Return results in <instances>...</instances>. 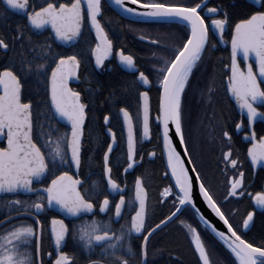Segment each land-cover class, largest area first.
<instances>
[{
  "label": "snow or ice",
  "instance_id": "obj_1",
  "mask_svg": "<svg viewBox=\"0 0 264 264\" xmlns=\"http://www.w3.org/2000/svg\"><path fill=\"white\" fill-rule=\"evenodd\" d=\"M112 2L122 9L123 13L130 14L129 18H153L151 21H143L144 23L172 22L186 26L167 54H159L160 62L151 70L139 68L132 53L123 48L116 50L119 62L128 69L138 72L136 80L141 83V90L138 92L140 105L137 115L141 119L145 137L151 135L150 95L147 86L152 84L150 77L152 72H155V80L161 89L160 109L156 120L162 124V151L167 157L166 167L171 170L170 178L174 180V183L162 189L161 198L164 203H167L169 199L173 202L167 214L165 215L162 211L163 218L149 227L147 225L148 189L143 177L137 175L134 181L135 202L126 200L124 195H120L119 200L115 202L116 217L124 215L125 205L129 204L130 218L126 217L120 228L113 231L110 220L99 221L93 217L91 221L82 222L79 226V239L88 248H91L94 242L103 243L105 248L101 250L102 254L112 257L109 264H131L126 256L136 255V252L130 242L125 248L124 241L134 233L142 235L141 264H147L150 236L165 223L188 209L198 216V220L195 223H187L181 219L180 223L186 226L187 234L202 264H210V258L200 224L210 230L226 249L230 250L235 258L234 264H264V241L250 242L242 234L243 229L249 228L254 222V211L247 212L242 225L234 226V222L230 220L229 215L226 214L227 210L223 207L229 197L242 195L240 189L244 183L243 170L238 177H229L228 196L222 200L218 199L208 178L190 154L182 127L183 95L209 40L210 26L218 33L219 38L223 39L225 26L229 21L227 10L224 9L223 15H220L221 6L202 9L203 0L201 3H190L189 0H112ZM6 4L11 9L22 10L30 25L35 28L50 25L55 38L61 41H71L81 32L82 24L90 21L97 39V43L91 49L97 66L103 65L105 58L113 52V40L109 38V33L101 19L102 0H84V2L72 0L71 3L60 2L59 7L52 0H48L42 7L32 5L31 11L28 10L30 0H6ZM259 8L261 10L251 11L246 18L237 21L231 36V75L228 77L227 90L235 97L240 108L246 110V120L249 123L258 115L264 117V112L256 107L257 102L264 103V3L260 4ZM201 10L217 18L208 22L201 14ZM18 33L11 38V41L0 37V47L4 50L14 46L17 40L21 41L19 66L13 63L11 66L0 68V86H2L0 133H5L6 130L7 136V146L0 147V193L15 192L18 189L38 193L34 201L19 199L14 201L15 205L22 206L25 212H31L37 224H41V221L36 213L44 209L46 205H55L60 211H66L69 214L90 213L95 208L93 200L86 198L87 191L82 192L77 187L81 181L72 178L67 171H61L46 185L39 184L35 188L32 186L34 178L42 177L58 165H75L77 169L81 166L84 129L88 116L87 104L82 100L81 92L72 89L68 83L69 77L76 75V69L81 63L80 58L76 54L63 55L53 52L50 40L45 39L37 43L31 36L26 41L30 47L25 49L23 26L18 27ZM141 39L152 42L149 35L141 34ZM241 53L245 61L249 60L250 54H254L258 71H254L252 63L247 64L246 71L240 67L238 55ZM33 74L47 85L45 102L48 105V111L52 113V118L67 122L65 131L56 136H53L52 132L57 131V128L51 123H49L50 131H45L41 126L40 132H35L33 101L22 98V80ZM119 111L122 113L127 129L128 163L124 166L126 172L137 164L138 149L133 114L126 106L121 107ZM110 119V113H105L104 123H110ZM170 122L175 125L179 143L185 145L183 152L186 155L182 156L173 142ZM243 123V120L237 123L236 128H241ZM69 127L70 130H68ZM106 131L111 139L103 152V175L106 177L107 188L115 191L126 185H121L117 179L113 178V164L110 162V156L114 151L117 134L111 127H108ZM223 135L231 138L228 131H224ZM252 136L255 139V133H252ZM41 137L44 138L41 139ZM248 152L253 164L264 159V137L251 145ZM148 155H155V153H148ZM223 155L233 166L239 163L237 159L232 158L231 148ZM141 159H143L142 155ZM93 184L95 185L96 182L94 181ZM196 184H198V191L195 190ZM251 198L256 205L264 207V191L255 192ZM110 205L109 195H104L99 204L100 209L108 210ZM133 207L134 211L131 210ZM206 212L219 218L223 225L227 226L226 230H221ZM14 219H16L15 216H10L0 220V228H3L0 232V264H36V256L40 250L36 229L32 224L17 226L10 223ZM51 223L58 253L53 264H69L73 257L59 250L69 231L68 225L58 216H53ZM34 237L35 250L23 248V245L32 241ZM121 252L125 255H119ZM40 264H43L42 260ZM90 264H104V261H90Z\"/></svg>",
  "mask_w": 264,
  "mask_h": 264
},
{
  "label": "flooded vegetation",
  "instance_id": "obj_2",
  "mask_svg": "<svg viewBox=\"0 0 264 264\" xmlns=\"http://www.w3.org/2000/svg\"><path fill=\"white\" fill-rule=\"evenodd\" d=\"M203 1L204 3L202 5V9H209L213 6H220V4L218 3L207 4L208 0H203ZM261 1L262 0H260V4ZM47 2L48 0H30V6L28 10L29 11L32 10V5H34L35 7H42L44 3ZM52 2L56 3V6L58 7L60 2L71 3L72 0H52ZM255 8H259V7H255ZM203 12L204 10H201V14L205 16V20L208 22H210L214 18H217L216 16L208 12H207L208 14L206 15L203 14ZM220 15H223V11L221 8H220ZM85 22L87 24V28L90 31V36L92 42L94 43L93 44L94 47L95 44L97 43L96 36L94 35L93 31L90 29L88 25V21ZM236 22L230 25L231 23L228 21V23L225 26L223 39H220L218 33H216L214 28L210 26L209 40L207 42L206 47L202 51L201 59L194 69V72L191 76V82L188 84L182 98V127H183V133L187 147L190 150V154L195 158V161L196 162L209 161L211 163L212 187L215 190L216 184L217 182H219V188L223 190L221 195L217 197L218 199L222 200L225 196H228V189L230 187L229 177L232 176L238 177L241 170H243L244 183L240 189L242 195L239 197H235V196L229 197L227 202L223 204V207L229 208L231 206L229 200L231 199L238 200L243 204L247 202L249 208L246 210L245 216L247 215V212L250 210L254 211V216H255L256 213L264 212V207L256 205L255 201H253L251 198L255 192L264 191V161H263L264 159H261L262 163H260L259 166L256 169H254L253 165L248 159V149L251 145L257 143L262 137H264V117L258 115L255 118V120L252 121L251 123L247 122L246 114L243 112H239L237 110L236 104L231 97V92L227 90L228 77L231 75L230 40L232 36V30ZM84 23L82 24L80 37L74 45H76L79 42L82 36ZM20 26H23L24 29L30 32L33 36H38L44 32H48L50 34L49 30H45L39 34H35L34 32H32V30L27 24V17L22 12V10L19 9L12 10L6 4V0H0V37H4L6 38V40L11 41V38L13 36L19 34L18 27ZM137 39L146 44H150V45L157 44L156 41L153 40H151L152 42L144 41L143 39H141L140 36L137 37ZM20 44L21 41L17 40L15 42V45L10 46L7 50H4L2 47H0V68H3L5 66H11L13 63H15L17 67L19 66V61L21 58L19 54ZM60 47L63 49L70 48V47L65 48L62 46ZM116 50L111 53L110 57H106L105 63L100 66H97L95 64V59L93 58L91 51V57L94 66L97 68L98 71L104 70L105 67L109 69L110 66H106V65H108V62H110L111 60L116 65L115 62ZM153 58L159 59V56H154ZM238 61L240 67L245 71L247 70L248 63H252L254 71H258L256 63L253 62L251 58H249L248 61H245L241 56L238 55ZM99 67L101 70L99 69ZM78 69L79 67L76 69L77 81L68 82L69 86L74 90H75L74 87L80 83V79L78 78ZM133 74H135V80H136L138 72ZM150 78L153 81L148 88L150 95L149 104H150V126H151L152 122L158 125V121L156 120V117L158 115L159 84L155 80L154 71L152 72ZM152 91L157 92L156 113H152L151 111ZM256 107L260 108L261 111L264 112V103L257 102ZM50 114L52 116L51 112ZM118 118H119V110H118ZM242 120L244 121L243 126L239 129L236 128V124L240 123ZM138 124H139V133L137 135L135 131V135H136V141L139 140L138 145L141 146L138 147V155L136 156L137 164L134 165L133 168L128 169L125 172L124 166L128 163V161L126 160L124 166L121 169V173L119 174V176L113 169V178L117 179L121 185H126L122 189H117L113 191L107 188L106 177L103 175L104 151L101 154H98L97 153L98 150L94 151L93 149L91 154L93 158L92 157L91 158L92 159L98 158L99 161L93 162L87 160L86 162L81 163L79 169H77L75 166L72 165H58L56 168H51L46 173L42 181L33 182L32 186L34 188L38 187L39 184L46 185L51 181V179L54 176L59 175L61 171L69 172L72 178L81 181V183L78 185V188H80L82 192L87 191L86 198H91L93 200L95 208L92 212L90 213L85 212L80 214L78 217L69 219V218H63L57 211H55L52 208H48L46 206L44 209L36 213L40 217V221H41V224H37L35 221V217L32 215V213L25 212L23 207L15 205L14 201L19 199L21 201L31 202L34 201L38 193H32L30 191H27L25 193L15 192L11 194L0 195V220H3L5 217L15 216L16 219L11 220L10 223H14L17 226L32 224L36 229V236L38 234V229H39V248H40L39 261L42 260L43 264H52L56 257L53 247V241L48 229L51 223V218L53 216H58L61 219H64L65 224L68 225L69 228V231L65 235L64 247L62 251L69 253V255H71L72 257L74 256V252L76 251L80 255H84V256L95 254L101 261H104L105 264H109V262L112 260L111 255L102 254L101 250L105 248V245L103 243L94 244L91 248L85 247L84 242L79 239L78 228L82 222L91 221L93 217H95L99 221L110 220L112 225V230L115 231L119 229L120 225L125 222L126 217L130 218V213L128 211L130 207L129 204L125 205L124 215H122L119 218L116 217L115 202L119 200L120 195H124L126 197V200L134 203L133 186H134L135 177L139 175L135 171H139L140 169L144 168L149 162L154 161L156 156L157 157L161 156L162 158L160 142L157 143L159 145L152 144L151 142L152 135L148 143L142 142L141 134H140V117ZM60 125L63 126L62 124ZM135 125L136 124L134 121V129H135ZM224 131H228L231 134L230 139L223 135ZM252 133H255V139H253ZM107 135H108V140H106V142L108 143L111 139V136L109 133H107ZM123 141H124V137H123ZM158 141H159V136H158ZM6 146H7V136L5 130V133L0 134V147H6ZM116 146L117 144H115L114 151L116 150ZM106 148H107V144H106ZM229 148L232 149V158L237 159L239 161V163L236 166H233L229 161H227L223 155V153L228 151ZM114 151L111 154H113ZM151 152H154L155 155H151V156L148 155V153ZM141 155L143 156V159H141ZM162 163H163V158H162ZM163 167H164V163H163ZM165 177H166V171L164 167L162 172V178L165 179ZM94 181L96 182L95 185L93 184ZM165 184L161 185L159 188L160 197H161L162 189L166 186ZM104 195H109L110 197L111 205H110V209L108 210H101L99 207V204L103 200ZM148 199H149V193H148ZM9 202H13V203H9ZM161 205L162 204H160V207H162ZM131 210L134 211L135 210L134 207ZM148 215H149V207L147 203V219H148ZM4 227L6 228L7 226ZM247 229H243V231H247ZM2 231L3 228H0V232ZM137 241L142 242L143 236L133 234L130 238H126L124 241L125 248L130 242L132 248L135 250ZM23 248L35 250L36 248L35 237L32 239V241L25 243L23 245ZM49 253H51V255H49ZM119 255H125V253L121 252L119 253ZM126 258L131 261V264H135L137 255L126 256ZM71 261L69 262V264H71ZM36 264H38L37 256H36ZM139 264H141V255H140Z\"/></svg>",
  "mask_w": 264,
  "mask_h": 264
},
{
  "label": "trees",
  "instance_id": "obj_3",
  "mask_svg": "<svg viewBox=\"0 0 264 264\" xmlns=\"http://www.w3.org/2000/svg\"><path fill=\"white\" fill-rule=\"evenodd\" d=\"M190 3H200L201 0H189ZM218 3L222 11L227 10L229 15L230 25L234 24L240 19L246 18L251 11L261 10L255 8L252 4L245 0H208L207 4ZM264 0L261 1V4ZM102 22L109 33V38L113 40V51L123 48L125 51L130 52L135 57V62L141 69L146 71L153 68L150 63L154 56L159 54H167L171 46L176 42V38L181 34L182 29L186 26L179 23H144L143 21H131L118 16L106 4H103V13L101 16ZM130 26V27H129ZM149 35L151 40L156 41L157 44L150 45L141 42L137 37ZM157 34V35H155ZM31 36L33 41L37 43L48 39L51 41L52 51L58 52L63 55L76 54L80 58V65L78 69V78L80 83L74 88L82 94V100L87 104L88 116L86 117L83 148H82V162L87 160L97 162L98 158L92 159V149L98 150L101 154L106 148V140L108 135L106 129L113 128L117 134L116 150L110 156V161L113 164V169L118 174L127 160L126 150L124 148V141L122 136V129L118 118V110L121 107H129L130 112L133 114L135 121V131L139 133V110L138 92L140 86L135 80V74H128L120 70L111 60L108 62L109 69L105 67L104 70L98 71L94 66L91 49L93 42L90 36V31L87 28L86 22L79 42L68 48L63 49L56 45L50 34L44 32L38 36H33L30 32L24 29L25 49L30 45L26 42L27 38ZM158 36V37H155ZM32 55V53H28ZM54 66V65H53ZM50 72V69H49ZM47 85L37 77L29 75L26 79L22 80V98L25 100L31 99L33 101V119L35 132L39 133L41 126L45 131H50L49 123L56 126L57 131L52 132L53 136L58 135L60 132L65 131V127L58 124L48 111V105L45 102ZM151 111L156 113L157 110V92H151ZM105 113H110V123L105 124L103 116ZM152 144H157L158 141V125L154 122L151 123ZM35 138V137H34ZM44 137H41L43 139ZM137 149L141 145H138ZM92 157V158H91ZM148 163V162H147ZM199 165L202 173L208 178L211 184V163L209 161L196 162ZM163 163L161 156H156L154 161L149 162L144 168L140 169L137 174L141 175L145 181L148 189L149 199V215L147 225L150 227L152 224L158 223L162 219L161 212L167 214V210L172 205V199L167 203L162 201L159 195V188L161 185L171 184L167 174L165 179L162 178ZM217 171V170H216ZM212 185V184H211ZM218 197L223 192L219 188V182L216 184L215 190ZM231 206L225 208L230 220L234 222V226L242 225L246 210L249 208L247 202L244 204L238 200H229ZM160 204H162L160 207ZM184 219L188 223H195L198 218L194 213L185 209L173 219L170 223L156 231L150 236L148 241V256L147 264H199L188 239L186 231L178 224V221ZM202 235L205 239L206 246L209 251V258L211 264H234V255L208 230L203 224H200ZM242 234L250 242L259 243L264 241V212L256 213L254 222L251 223L247 231H242ZM140 243L136 242L135 252L137 255L136 263L139 264L140 260ZM77 252V251H76ZM74 252L71 264H86L93 260H100L95 254L80 255Z\"/></svg>",
  "mask_w": 264,
  "mask_h": 264
},
{
  "label": "water",
  "instance_id": "obj_4",
  "mask_svg": "<svg viewBox=\"0 0 264 264\" xmlns=\"http://www.w3.org/2000/svg\"><path fill=\"white\" fill-rule=\"evenodd\" d=\"M103 1H104V2H105V3H106V4H107V5H108V6H109V7H110V8H111V9H112L117 15H118V16H120V17H122V18H124V19L131 20V21H151V20L153 19V18H151V17H131V18H129V17H130V14L123 13L122 9H120L117 5H115V4L112 2V0H103ZM246 1H247L248 3L254 5L255 7H259V5H260V0H246ZM82 2H84V0H82ZM203 3H204V1L202 2V5H203ZM8 7H10V6H8ZM58 7H59V6H58ZM10 9H11V8H10ZM12 10H14V9H12ZM203 14L206 15V14H208V13H207V11H204ZM27 24H28V26L30 27V29L32 30V32H34L35 34H39V33L43 32V31H45V30H49L50 33H51L52 39L54 40V42H55L56 44L62 46V47H65V48H68V47L74 45V44L78 41V39H79V37H80V33H81V32H80V33H79L76 37H74L71 41H61V40H59L58 38H55L54 31L51 29V26H50V25H44V26H42L41 28H35L34 26H31V25H30V23L28 22V20H27ZM88 25H89L90 29L93 31V33H94V35H95V30L91 27L90 21H88ZM234 28H235V25H234V27H233V30H234ZM81 30H82V28H81ZM233 30H232V32H233ZM230 52H231V40H230ZM92 56H93V58L95 59V57H94L93 54H92ZM110 56H111V54H110L108 57H110ZM239 56H241V57L243 58L242 53H241ZM250 58L253 60V62H255L254 54H250ZM115 62H116V65L120 68V70H122V71L125 72V73L133 74V73H136V72H137L136 70L128 69L125 65L121 64V63L119 62V60H118V54H117V52H115ZM137 76H138V75H137ZM76 81H77V79H76V75H74V76H70V77H69L68 82H76ZM137 82H138V81H137ZM138 84L141 86V83H140V82H138ZM147 87L149 88V86H147ZM158 87H159V98H158V99H159V100H158V115H159V109H160V92H161V89H160V86H158ZM0 91H2V86H0ZM231 97H232L233 101H234L235 104H236L237 110H238L239 112H243V113L246 114V110L240 108L238 102L236 101L235 97H234L232 94H231ZM139 103H140V101H139ZM139 105H140V104H139ZM54 119H55L58 123H60V124H62L63 126L66 127V125H67V122H66V121H62V120H60V119H58V118H54ZM119 119H120V122H121L122 133H123V137H124V145H125V148H126V150H127V129H126V125L124 124V121H123L122 113H121L120 111H119ZM68 130H70V127H69ZM134 131H135V129H134ZM0 134H1V133H0ZM140 134H141V141H142V142L148 143V142L150 141L151 135L148 136V137H145V136L143 135L141 119H140ZM170 134H171L172 137H173V142H174V144H176L177 150L181 152L182 156H183V155H186V154L183 152L184 144H180V143H179V135L175 133V125H174V123H171V122H170ZM158 136H159V142H160V147H161V154H162V158H163V163H164V167H165L166 174H167V176H168L170 182H171V183H174V180L170 178V177H171V170H170L169 168L166 167V165H167V157H166V154L162 151V149H163L162 124H161L159 121H158ZM151 153H152V152H151ZM248 159H249V161L251 162V164L253 165L254 169H256V168L259 166L260 163H262V162H261L262 160H258L255 164H253L249 152H248ZM263 161H264V160H263ZM187 163H188V162L186 161V164H187ZM72 166H75V165H72ZM45 175H46V173H45L42 177H40V178H34L33 182H40V181H42V179L45 177ZM79 184H80V183H79ZM79 184H78V185H79ZM78 185H77V187H78ZM195 190L198 191V184L195 185ZM27 191H28V190L18 189V190H16L15 192L25 193V192H27ZM15 192H7V191H5V192H3V193H0V195H2V194H11V193H15ZM134 197H135V187L133 186V199H134ZM134 202H135V201H134ZM194 202H197V203H198V201H195V200H194ZM46 206H47V205H46ZM47 207H48V208H52V209H54L55 211H57V212H58L63 218H69V219H70V218H75V217H78V216L81 214V213H77V214H69V213H67L66 211L62 212V211H60V210L58 209V207L55 206V205L47 206ZM206 214L209 215V218L213 219L214 223H216L217 226L221 228V230H226V227H227V226H226V225H223V222L220 221L219 218L214 217V214H211L210 212H206ZM196 217L198 218V216H196ZM172 220H173V219H172ZM172 220H170L169 222L165 223L162 227H164L165 225H167L168 223H170ZM162 227H160L159 229H161ZM48 229H49V232H50V235H51L52 241H53L54 252H55V254L57 255L58 253H57V246H56V244H55V237H54V235L52 234V223H50ZM209 231H210V230H209ZM134 235H138V234H135V233H134ZM213 235H214V234H213ZM37 236L39 237V229H38V234H37ZM188 237H189V241H190V236L188 235ZM64 241H65V238H64ZM64 241H62V245H61V247H60V249H59L60 251H62V249H63V247H64ZM99 243H101V242H94V244H99ZM190 243H191V241H190ZM191 246H192V249H193V251H194V253H195L196 257H197V260H198L199 264H202V261L199 260V255H198L197 252H195V250H194V245H193L192 243H191ZM55 258H56V257H55ZM141 259H142V257H141ZM54 260H55V259H54ZM37 261H38V264H40V261H39V254L37 255ZM52 264H53V263H52ZM86 264H90V262H88V263H86ZM104 264H105V263H104Z\"/></svg>",
  "mask_w": 264,
  "mask_h": 264
},
{
  "label": "rangeland",
  "instance_id": "obj_5",
  "mask_svg": "<svg viewBox=\"0 0 264 264\" xmlns=\"http://www.w3.org/2000/svg\"><path fill=\"white\" fill-rule=\"evenodd\" d=\"M155 35H157V34H155ZM141 37V36H140ZM155 37H158V36H155ZM160 61H159V59H153L150 63L152 64V66H154V65H156L157 63H159ZM99 69H100V67H99ZM101 70V69H100ZM180 221L181 220H179L178 221V224L184 229V230H187L186 229V226L185 225H183V224H181L180 223ZM187 222V221H186ZM188 223V222H187Z\"/></svg>",
  "mask_w": 264,
  "mask_h": 264
},
{
  "label": "bare ground",
  "instance_id": "obj_6",
  "mask_svg": "<svg viewBox=\"0 0 264 264\" xmlns=\"http://www.w3.org/2000/svg\"><path fill=\"white\" fill-rule=\"evenodd\" d=\"M246 1V0H245ZM247 2V1H246ZM103 4H106L104 1H103ZM107 5V4H106ZM108 6V5H107ZM254 6V5H253ZM109 7V6H108ZM255 7V6H254ZM110 8V7H109ZM111 9V8H110ZM112 10V9H111Z\"/></svg>",
  "mask_w": 264,
  "mask_h": 264
}]
</instances>
